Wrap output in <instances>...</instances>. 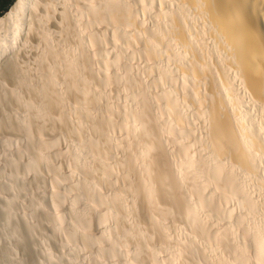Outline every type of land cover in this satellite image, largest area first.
I'll return each instance as SVG.
<instances>
[{"label": "bare ground", "instance_id": "6f19581e", "mask_svg": "<svg viewBox=\"0 0 264 264\" xmlns=\"http://www.w3.org/2000/svg\"><path fill=\"white\" fill-rule=\"evenodd\" d=\"M46 1L17 0L0 17V52L14 56L30 44L29 33L36 32L45 16ZM63 2L67 6L68 0ZM102 4L101 8L86 4V12L74 23L65 14L67 23L57 31L80 39V44H91L92 51L98 45L105 50L86 52L82 45L84 52L62 53L60 58L58 46L48 40L47 61L52 69L59 68L62 82L52 73L56 95L54 102L47 95V104L58 117L46 125L59 128V114L67 119L74 114L79 137L94 121L111 136L118 131L126 135L122 143L132 149V165H118L120 158L101 163L100 180L107 183L112 173L117 176L130 216L141 214L156 239L169 243L164 222L177 213L192 228L187 240L181 241L186 234L180 243L173 240L177 245L170 247L166 259L148 249L152 263L190 264L189 242H197L195 230L208 241L211 228L218 247L202 249L199 264H264V0H102ZM139 11L143 19L146 15L153 20L151 26L145 27ZM109 31L112 37L106 35ZM126 57L146 62L130 65ZM152 83L161 91L151 93V102L127 97L120 115L114 106L105 116L78 104L98 107L105 102L103 92L113 87L148 94ZM92 133L98 130L93 128ZM53 144L45 142L46 147ZM39 164L48 167L49 161L40 158ZM68 177L76 184H90L76 170ZM253 182L255 196L249 187ZM61 199L58 186L52 197L58 223L64 217L59 215ZM232 201L240 209L238 214L230 206ZM127 223L121 211L109 210L86 227L73 222L72 229L81 238L90 237L85 229L93 228L100 237L111 239L118 226L124 229ZM138 234L141 239L148 233L144 229ZM133 239L128 234L119 245L126 255L120 264H140L142 253L127 252Z\"/></svg>", "mask_w": 264, "mask_h": 264}, {"label": "rangeland", "instance_id": "374dc122", "mask_svg": "<svg viewBox=\"0 0 264 264\" xmlns=\"http://www.w3.org/2000/svg\"><path fill=\"white\" fill-rule=\"evenodd\" d=\"M16 1L13 0L11 5ZM86 4L99 8L103 5L102 0H82L80 3L68 0L67 6L63 0H47L43 8L45 16L37 24L36 32L34 29L29 33L30 44L22 46L14 56L0 52V264H120L126 255L122 256L118 247L123 244L122 240L128 234L134 239L127 244V252L132 255L142 253L140 264H163V261L159 260L153 263L149 261L148 249L159 251L161 257L166 259L172 252L171 248L174 249L177 243L183 242V238L184 241L187 240V233L192 229L180 213L168 216L166 218L168 220L164 219L168 222H163L167 223L170 241L169 243L166 241L165 244L164 241L156 239L148 224H144L147 222L141 214L136 217L130 216L125 206L127 199L117 188L115 174L110 175L107 183L100 180L101 163L120 158L121 162H118V165L126 166L130 162L132 165V149L122 143L126 138L125 134H120L117 130L115 136H111L110 131L98 121H94L87 125L89 131L83 132L79 137L77 130H74V122L77 120L74 114L69 116L70 119L59 114V128L46 125L58 117L57 110L47 104V95L53 102L56 95L55 85L51 79L52 73L58 80L61 79L59 68L52 69L47 61L46 54L51 52L48 40H53L58 46L61 52L58 51L59 56L62 53L72 55L74 51L84 52L85 48L82 45H85L86 52H89L92 49L91 44H80V39L72 40L65 32L57 31L67 23L63 19L65 14L69 13V19L74 23L79 20L81 13L86 12ZM157 5L158 3L153 11H157ZM144 16L143 19L142 12L138 13V18L147 23L144 26H151L153 20ZM86 20L94 23L90 18ZM102 29L99 27L97 32L99 35ZM106 35L112 37L114 33L109 31ZM94 48L95 52L106 49L101 45ZM60 58L58 57V60H61ZM142 62L146 60L125 58V63L130 65H139ZM178 74L180 77V73ZM92 81L97 85L96 79ZM43 87H46L47 91L44 92ZM123 89L126 90L122 91ZM148 90V94H145V91L141 94V91L136 92L128 87H113L103 92L105 102L98 107H95L96 104L92 106L77 103L88 111L90 109V112L96 111L105 116L111 113L110 107L114 106V112L120 115L123 113L122 104L127 97L150 103L153 99L151 93L161 91L154 83L151 90ZM178 90L177 88L176 92ZM68 100H71L69 104L76 105L73 98ZM86 105L90 108L85 107ZM93 128L97 129L98 133H92ZM45 142L54 144L46 147ZM177 155L179 157L180 153ZM40 158L48 159L49 166L40 165ZM94 159L100 162L94 163ZM32 165L34 167H31ZM74 170L91 185L76 184L70 180L68 174ZM250 184V189H254L253 195H257L254 182ZM58 186L59 196L62 198L59 203V215L64 216L59 223L52 200ZM234 202H230V206L232 205L231 207L235 208L234 213L238 214L240 209ZM93 206L97 207L100 214ZM109 210L121 211L128 220L124 229L118 226L119 230L112 234L111 239L100 237L101 233L93 228L85 229L90 236L88 238L74 234L73 222L86 227L89 220L97 221L99 215ZM188 228L190 230L186 232ZM144 229L148 234L140 239L138 231ZM63 231L64 233H61ZM195 231L197 242L195 244L189 242L193 249L191 255L193 258L187 259L190 254H187L189 256L187 258L183 257L184 261L188 260L190 264H199L203 261L202 249L206 251L205 247L210 250L218 247L215 245L217 242L213 240V235H216L213 229L210 228L208 232L209 242L198 230ZM192 232L189 236L193 235ZM112 239L115 241H111ZM173 240L181 241L174 245ZM73 245H77L78 249H74Z\"/></svg>", "mask_w": 264, "mask_h": 264}, {"label": "trees", "instance_id": "16d2710c", "mask_svg": "<svg viewBox=\"0 0 264 264\" xmlns=\"http://www.w3.org/2000/svg\"><path fill=\"white\" fill-rule=\"evenodd\" d=\"M15 1H16V0H15ZM12 2H13V0H7V1H5L4 5L0 8V17H2L1 14H2L3 12H5L6 10H8V8H9V6L11 5ZM14 3H15V2H14ZM14 3H13V4H14ZM13 4H12V5H13ZM12 5H11V7H12ZM11 7H10V8H11ZM10 8H9V10H10ZM9 10H8V11H9ZM8 11H7V12H8ZM7 12H6V13H7ZM6 13H5V14H6ZM5 14H4V15H5ZM4 15H3V16H4Z\"/></svg>", "mask_w": 264, "mask_h": 264}, {"label": "crops", "instance_id": "0c3cea01", "mask_svg": "<svg viewBox=\"0 0 264 264\" xmlns=\"http://www.w3.org/2000/svg\"><path fill=\"white\" fill-rule=\"evenodd\" d=\"M5 1L7 0H0V8L4 5Z\"/></svg>", "mask_w": 264, "mask_h": 264}]
</instances>
